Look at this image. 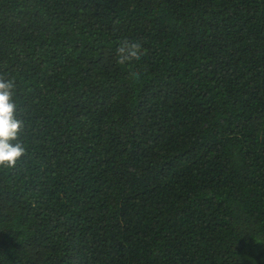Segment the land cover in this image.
Returning a JSON list of instances; mask_svg holds the SVG:
<instances>
[{"label":"trees","instance_id":"trees-1","mask_svg":"<svg viewBox=\"0 0 264 264\" xmlns=\"http://www.w3.org/2000/svg\"><path fill=\"white\" fill-rule=\"evenodd\" d=\"M0 78V264H264V0H0Z\"/></svg>","mask_w":264,"mask_h":264},{"label":"clouds","instance_id":"clouds-1","mask_svg":"<svg viewBox=\"0 0 264 264\" xmlns=\"http://www.w3.org/2000/svg\"><path fill=\"white\" fill-rule=\"evenodd\" d=\"M117 63L125 64L142 55V46L138 41L123 40L116 49ZM13 83L0 78V166L13 167L26 152L18 141L23 121L16 116V104L13 100ZM15 141V143H14Z\"/></svg>","mask_w":264,"mask_h":264}]
</instances>
